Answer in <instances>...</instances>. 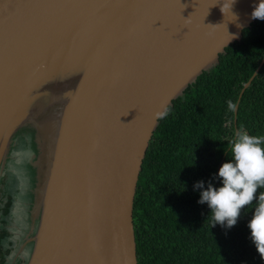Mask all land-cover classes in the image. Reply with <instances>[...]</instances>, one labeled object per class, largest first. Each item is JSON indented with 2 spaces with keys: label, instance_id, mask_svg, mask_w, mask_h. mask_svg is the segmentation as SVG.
<instances>
[{
  "label": "water",
  "instance_id": "obj_1",
  "mask_svg": "<svg viewBox=\"0 0 264 264\" xmlns=\"http://www.w3.org/2000/svg\"><path fill=\"white\" fill-rule=\"evenodd\" d=\"M259 2L0 0V173L32 134L25 264H137L133 199L158 118Z\"/></svg>",
  "mask_w": 264,
  "mask_h": 264
},
{
  "label": "trees",
  "instance_id": "obj_2",
  "mask_svg": "<svg viewBox=\"0 0 264 264\" xmlns=\"http://www.w3.org/2000/svg\"><path fill=\"white\" fill-rule=\"evenodd\" d=\"M263 54L264 20L255 19L218 55V63L199 74L158 118L133 199L137 264H264L248 227L256 201L241 210L231 228L216 224L209 206L199 203L209 183L222 186L219 169L232 162L237 133L264 137V62L238 98ZM229 100L237 104L235 115ZM22 150L17 145L13 151ZM14 152L6 162L8 178L18 176L26 162L17 163ZM200 181L204 188L196 189ZM8 184L0 195V239L6 235V204L12 202ZM15 246L0 241V264H9Z\"/></svg>",
  "mask_w": 264,
  "mask_h": 264
},
{
  "label": "clouds",
  "instance_id": "obj_3",
  "mask_svg": "<svg viewBox=\"0 0 264 264\" xmlns=\"http://www.w3.org/2000/svg\"><path fill=\"white\" fill-rule=\"evenodd\" d=\"M252 18L264 20V0L255 6ZM236 107L231 100L228 101L231 111L235 112ZM231 152L232 162L224 163L219 169L222 186L216 188L209 183L200 193L199 203L209 206L216 224L231 228L237 224L241 210L256 201L257 207L248 227L258 253L264 258V192L257 195L259 189H264V137L237 133ZM15 156L16 162L21 163L23 158L31 157V152L18 151ZM194 187L203 189L204 182L200 181Z\"/></svg>",
  "mask_w": 264,
  "mask_h": 264
},
{
  "label": "flooded vegetation",
  "instance_id": "obj_4",
  "mask_svg": "<svg viewBox=\"0 0 264 264\" xmlns=\"http://www.w3.org/2000/svg\"><path fill=\"white\" fill-rule=\"evenodd\" d=\"M18 132H20L19 133L20 135H18V137L20 136L21 138L18 139V141L17 140L14 142L12 141V144L14 146L12 148L17 147V145H21V149L23 148L22 151H30L31 152L30 145L32 144V142H31L32 141V134L30 133V131L28 129H22ZM10 150H11V147L9 149V152H10ZM11 157H13V155L9 156L6 159V162ZM6 162L4 164L3 170L0 173V195H1V190H2L3 186L5 185L6 182H8V179H7L8 177L6 175V170H7ZM28 163H29V158H26V162L24 163V165L26 166ZM30 170H31V168H30ZM19 175L21 176L22 184H21V188H18V192L20 194H22V193L26 194L27 200L25 201V199H23V200L21 199L20 201L17 202L16 201L17 199L16 198L13 199L14 196L11 195L12 202L9 205L6 204V207L9 209L8 215L13 214V217H14V215H16V217H17L16 222H19V223L23 222L24 224L27 223V226L25 229L24 225H22V224L19 225L18 223H17L18 224L17 225L16 222H14V218L12 220V223H11L12 224V232H11V234L10 233H6V234H9V237L11 238L10 241L14 245L16 244V246H15V249L13 251L12 256L10 257L9 264H14L17 261H23V259L26 262L28 255H29V252H30V249H31V246H32V243L27 242V239H29L31 237V235H33V233L36 229L37 219H38L37 218L38 215L33 214V203H32V196H33L32 190H33V181H34L33 171L31 170V172L28 173L27 179H26V174L24 172L21 171V173ZM19 189H20V191H19ZM0 199H1V196H0ZM7 200L8 199H6V203H7ZM17 203L19 204L18 208L16 207ZM19 212L24 213L25 216L21 217V215H19ZM0 233H1V230H0ZM10 241H8V243ZM24 242H26V243H25V245L22 246V243H24ZM20 247H23V248L18 253V248H20ZM25 257H26V260H25ZM25 262H23V264H25Z\"/></svg>",
  "mask_w": 264,
  "mask_h": 264
},
{
  "label": "rangeland",
  "instance_id": "obj_5",
  "mask_svg": "<svg viewBox=\"0 0 264 264\" xmlns=\"http://www.w3.org/2000/svg\"><path fill=\"white\" fill-rule=\"evenodd\" d=\"M20 132H17L16 134H15V136L13 137V142L14 141H18V139H20L21 137L19 136L18 137V135H20L19 134ZM31 146V145H30ZM12 147H14L13 146V144L11 145V150H10V152H9V156H11V155H13L12 153L14 152L13 150H14V148H12ZM14 154H15V152H14ZM14 156V155H13ZM7 164H8V162H7ZM23 164H21V165H17V166H22ZM16 166V167H17ZM12 167H13V165H12ZM22 172H24L25 174H26V179L28 178V173H30L31 172V170H30V167H29V165H27V167L24 165L23 167H22V170H21ZM21 171L20 170H17L16 171V173L18 174V176H16V174L14 173L12 176H10L9 178H8V182H9V184H8V188H9V190L8 191H10L11 192V194H12V196H14V198L13 199H17L16 201L18 202V201H20L21 199L23 200V199H25V201L27 200V198H26V194H20L19 192H18V189H16V188H21V184H22V180H21V176L19 175L20 173H21ZM19 177V178H18ZM14 190V191H13ZM19 191H20V189H19ZM18 203H17V205H16V207L18 208ZM12 213V212H11ZM19 215H21V217H24L25 215H24V213H21V212H19ZM13 218H14V222H16L17 221V217H16V215H14V217H13V214H10V215H8L7 217H6V223L5 224H3V226H4V231L6 232V233H10L11 234V232H12V220H13ZM19 224V225H24L25 226V229H26V226H27V223H23V222H16V224ZM17 224V225H18ZM11 226V227H10ZM5 233V234H6ZM6 235H8V236H6ZM6 235H4L3 236V238L2 239H0V241H1V244H3V245H5V243L6 242H8V241H10L11 240V238L9 237V234H6ZM23 244V243H22ZM22 249V248H21ZM18 250H19V248H18ZM21 251V250H20ZM20 251H18V253L20 252ZM16 256V255H15ZM14 256V257H15ZM13 259V258H12ZM0 263H1V261H0Z\"/></svg>",
  "mask_w": 264,
  "mask_h": 264
}]
</instances>
